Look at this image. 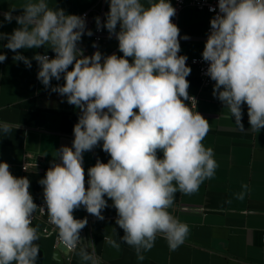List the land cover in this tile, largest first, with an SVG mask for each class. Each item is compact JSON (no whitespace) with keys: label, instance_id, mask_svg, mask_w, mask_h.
<instances>
[{"label":"clouds","instance_id":"obj_1","mask_svg":"<svg viewBox=\"0 0 264 264\" xmlns=\"http://www.w3.org/2000/svg\"><path fill=\"white\" fill-rule=\"evenodd\" d=\"M109 8L103 27L109 38L115 35L122 56H104L99 50L84 55L78 42L85 34V18L66 15L46 0H27L18 16L12 15L16 8L3 13V22L15 19L19 27L10 34L0 32V41L6 40L3 47L16 53L14 61L29 68L31 60L17 50L51 48L54 58L39 53L32 57L39 65L37 78L81 113L72 146L55 152L61 163H53L39 181L59 241L75 250L88 221L74 218V210L83 206L103 220L106 196L117 211L121 241L142 260L141 251L152 249L158 235L172 251L185 242L189 226L168 210L177 191H198L214 176L217 163L213 149L202 143L209 123L193 111L196 99L188 93L191 68L187 56L178 55L180 30L172 22L176 9L169 0H149L147 7L141 0H109ZM218 9L202 52L207 75L215 81L213 95L241 129L246 104L250 129L259 132L264 129V0H218ZM96 25L101 28L99 17ZM6 58L0 54V62ZM62 74L65 83L51 86ZM13 127L0 123L4 133ZM101 142L110 159H98L87 169L86 188L83 153ZM29 188L27 177L13 176L9 165L0 162V264H36L40 236L32 220L36 210L44 213V208L34 203ZM237 198L242 200L244 193ZM104 241L120 246L108 236ZM87 248L80 247L81 260L101 264Z\"/></svg>","mask_w":264,"mask_h":264},{"label":"crops","instance_id":"obj_2","mask_svg":"<svg viewBox=\"0 0 264 264\" xmlns=\"http://www.w3.org/2000/svg\"><path fill=\"white\" fill-rule=\"evenodd\" d=\"M26 2L0 0V22L4 21L3 13L12 8H16L13 16L21 15ZM46 2L49 7L63 9L66 15L81 16L82 12L89 10L92 28L99 17V0ZM169 2L172 4L173 0ZM141 3L147 7L149 0H141ZM105 20L106 14L103 23ZM178 23L181 27V55L202 57L210 13L188 6L180 12ZM17 27L19 25L13 19L11 23L3 22L0 32L10 34ZM106 32L105 38L97 45L93 36L85 33L78 48L83 49L86 56L97 50L104 56H122L116 37L109 38L107 29ZM185 35L188 40L182 38ZM6 43V40L0 41V54L7 57L0 62V123L14 127L8 133L0 130V162L9 165L13 176L29 179V191L37 205L44 200L43 186L39 181L53 163H61L55 152L62 146H72L73 128L81 113L67 103L66 96L52 92L51 87L46 88L37 78L39 65L32 57L39 53L54 58L51 48L45 45L17 50L31 60L29 68L23 61L13 60L16 53L3 47ZM186 64L191 68L186 78L190 84L188 93L198 97V111L209 123V131L202 143L213 149L217 168L214 176L205 180L198 191L190 194L177 191L174 204L168 210L189 226L185 242L172 251L167 241L158 235L152 249L142 250L143 259H138L135 249L121 241L124 232L116 224L117 211L111 199L105 196L108 206L102 210L103 220L89 214L83 206L74 210V218H87L88 221L80 231L82 241L77 249L70 252L63 246L56 247L52 237L39 234L40 239L35 242L39 245L36 264H88L78 255L80 247L85 245H88L89 252L94 250L101 264H264V129L259 132L250 129L246 104L242 105L243 128L237 126L229 109L213 95L215 81L210 79L203 84L199 67L189 61ZM64 83L62 74L59 81L52 79L51 86ZM185 103L191 104L190 101ZM158 155L162 158L163 154ZM98 159L103 163L110 159L102 150V142L83 153L86 188L87 169ZM24 162L29 164L26 170L22 169ZM242 192L244 198L241 200L237 197ZM105 236L120 246L112 247L104 241Z\"/></svg>","mask_w":264,"mask_h":264},{"label":"built area","instance_id":"obj_3","mask_svg":"<svg viewBox=\"0 0 264 264\" xmlns=\"http://www.w3.org/2000/svg\"><path fill=\"white\" fill-rule=\"evenodd\" d=\"M172 6L176 9V15L172 18V22L176 24L181 31V27L178 23V16L180 12L185 7H193L201 10H206L210 13V21L211 19L219 13L218 9V0H173ZM215 9V11H210V9ZM109 0H99V18L101 21V28L97 29V25L92 28L91 20H90V12L89 10H86L82 12L81 16L85 18L86 22V29L85 33H87V30L92 31V36L95 41V44L97 45L105 36L107 35L106 29L103 27V18L107 11H109ZM211 27L210 24L208 25L206 29V36L205 38H208V35L210 34ZM115 36V35H114ZM118 41V40H117ZM178 55H181V51L178 53ZM187 61L192 62L193 64H196L199 67L200 76L203 81V84H207L210 81V77L207 75V68H208V62L204 61L201 56H194L192 58H188ZM186 61V62H187ZM196 99V107L193 108V111H198V97L192 96ZM191 107V104H190ZM200 113V112H199ZM29 164L27 162H24L22 164V169L26 170L28 168ZM41 185V184H40ZM42 186V185H41ZM38 208L43 207L44 213H41L39 209L36 210V212L33 214V220H32V226L36 227L38 229L39 234L43 236H50L54 239V243L56 247L63 246L68 251H73L68 249L65 245H63L59 239H58V230L55 228L54 225L50 224L48 221L47 216V207L44 200H40L37 203ZM81 245L78 244L77 248ZM76 248V249H77Z\"/></svg>","mask_w":264,"mask_h":264}]
</instances>
